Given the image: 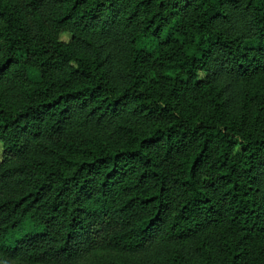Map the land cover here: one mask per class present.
I'll list each match as a JSON object with an SVG mask.
<instances>
[{
    "label": "trees",
    "instance_id": "obj_1",
    "mask_svg": "<svg viewBox=\"0 0 264 264\" xmlns=\"http://www.w3.org/2000/svg\"><path fill=\"white\" fill-rule=\"evenodd\" d=\"M263 72L264 0H0V264H264Z\"/></svg>",
    "mask_w": 264,
    "mask_h": 264
},
{
    "label": "rangeland",
    "instance_id": "obj_2",
    "mask_svg": "<svg viewBox=\"0 0 264 264\" xmlns=\"http://www.w3.org/2000/svg\"><path fill=\"white\" fill-rule=\"evenodd\" d=\"M47 4H42L40 7H39V11L40 12H43L46 8H47ZM260 82L263 84V87H264V72L262 74H259L258 76L256 77H252V78H247L245 80H233L230 82V85H229V89H230V96H231V102H234L235 99H236V96L238 95L239 93V90L241 88V86L246 85L248 88H251L252 85L254 84V82ZM136 257L137 256H129L127 259H129V262L128 264H132V263H136ZM187 257V256H186ZM142 262L141 263H144V264H149L147 262L148 260V257L146 256H140ZM187 261H190V263H193L194 260L192 259H188Z\"/></svg>",
    "mask_w": 264,
    "mask_h": 264
}]
</instances>
